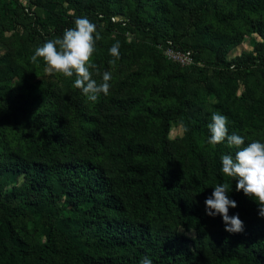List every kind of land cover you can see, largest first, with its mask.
I'll return each mask as SVG.
<instances>
[{
    "label": "trees",
    "instance_id": "obj_1",
    "mask_svg": "<svg viewBox=\"0 0 264 264\" xmlns=\"http://www.w3.org/2000/svg\"><path fill=\"white\" fill-rule=\"evenodd\" d=\"M25 1L0 0V29L20 26L25 50L61 37L77 17L120 43L134 33L149 58V71L137 80L164 73L148 96L165 106L148 110L140 100L130 102L146 114L156 139L149 146L131 145L126 136L118 141L110 156L126 174L120 178L107 176L99 158L70 152V126L56 112L27 101L12 103L16 111L8 115L10 105L0 96L9 116L0 118V264H139L144 256L153 264H264L258 205L221 172V156L234 157L236 149L207 142V125L219 112L229 135L245 134V146L264 143V0ZM117 15L123 19L114 21ZM253 33L261 39H251L253 52L227 60L228 51ZM184 38L196 41L190 46ZM168 46L190 51L194 63L166 60ZM96 48L102 49L100 40ZM187 69L214 99L207 109L190 90ZM181 115L190 130L175 152L166 138ZM89 126L80 117L75 137L87 135ZM224 183L237 205L228 214L243 221L240 233L224 231L219 215L205 214L206 198Z\"/></svg>",
    "mask_w": 264,
    "mask_h": 264
},
{
    "label": "rangeland",
    "instance_id": "obj_2",
    "mask_svg": "<svg viewBox=\"0 0 264 264\" xmlns=\"http://www.w3.org/2000/svg\"><path fill=\"white\" fill-rule=\"evenodd\" d=\"M119 19H123V16L117 15L113 18L114 21ZM188 33L191 34L190 36L194 34L192 30ZM20 35L21 27L17 25L0 32V79H2L0 96L10 105L7 114L14 115L16 111L12 103L27 101H32L38 107L46 109L47 113L56 112L61 116L64 124L70 126L69 135L73 146L71 153L97 157L99 165L107 176L124 178L123 175L126 174L120 172L121 168L115 161V157L110 156V151L124 136L129 138L131 145H153L156 139L154 127L145 123L146 114L142 111H135L130 102L137 99L144 102L148 110L162 109L165 105L159 99L160 97L149 98L148 93L152 85L158 82L164 73L156 77L150 73L146 80L138 81L139 76L149 71V58L144 49L136 45L140 40L134 36V33L126 32L124 43H120V59L112 64L110 61L113 57L109 54V49L116 42V38L113 35L101 34L102 49L97 48L93 62L98 65L101 74L105 71L110 72L112 79L109 94L101 95L104 99L95 104L89 101L80 89L73 86L74 77L66 79L59 75L46 74V65L42 59L38 58L37 63H32L31 56L35 49L44 43L40 42L37 47H28L25 50V44ZM251 39L261 41L256 33L244 35L242 41L228 51L226 59L233 60L243 53H252ZM195 41V38L192 41L191 38L183 40L186 45L190 46ZM207 71V74H210L211 68H207ZM93 78L99 83L102 76L93 74ZM187 81L190 90L199 95L200 105L207 109L208 103L213 102L214 99L205 96V92H202L203 87L196 80L194 72H188ZM239 87L237 95L242 90V85ZM7 114L3 112L0 105V118L8 119ZM80 117L85 118L90 126L87 135L81 132L82 136L75 137V132L79 131L78 119ZM185 118V115L177 117L167 134V148L175 152L181 150L180 145L184 132L180 124L181 122L185 124ZM27 131L31 132L30 129ZM237 135L241 134L237 133ZM59 202L61 206L65 205L64 198H61ZM28 227L30 228L31 225L28 224ZM178 232L188 236V233L183 232L181 228ZM190 234L192 232H189ZM35 238L42 240L39 235Z\"/></svg>",
    "mask_w": 264,
    "mask_h": 264
},
{
    "label": "clouds",
    "instance_id": "obj_3",
    "mask_svg": "<svg viewBox=\"0 0 264 264\" xmlns=\"http://www.w3.org/2000/svg\"><path fill=\"white\" fill-rule=\"evenodd\" d=\"M51 31V29H50ZM101 39L96 25L87 17H77L74 26L63 31L61 37L47 40L37 47L31 56V62L37 63L38 58L46 65L45 73L74 79V87L80 89L89 101H98L101 95L110 92L112 74L105 71L101 74L99 67L93 62L97 51L96 43ZM115 64L120 59V42L117 40L109 49ZM102 76L101 82L93 78ZM180 127L187 133L190 129L181 122ZM210 133L208 143L216 146L224 144L235 148V155L221 156V172L236 181L235 189L258 205L260 218H264V143L253 140L245 146V138L237 134H228V119L219 112L211 116L207 125ZM229 184H218L212 195L205 200V214L209 217L219 215L225 225L224 231L240 233L243 231V221L239 215L229 216L230 208L237 207L236 202L228 198ZM139 264H153L148 256H144Z\"/></svg>",
    "mask_w": 264,
    "mask_h": 264
},
{
    "label": "built area",
    "instance_id": "obj_4",
    "mask_svg": "<svg viewBox=\"0 0 264 264\" xmlns=\"http://www.w3.org/2000/svg\"><path fill=\"white\" fill-rule=\"evenodd\" d=\"M18 2H20L23 6L26 5L25 0H18ZM25 11H27V9H25ZM163 55L168 61L178 64L182 67L190 66L194 63L191 52L188 50H179L168 46L163 49Z\"/></svg>",
    "mask_w": 264,
    "mask_h": 264
}]
</instances>
